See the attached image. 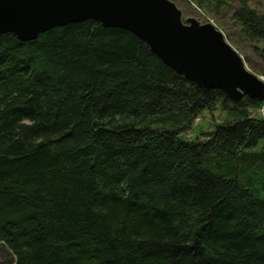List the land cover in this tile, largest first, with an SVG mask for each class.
<instances>
[{"label": "trees", "instance_id": "1", "mask_svg": "<svg viewBox=\"0 0 264 264\" xmlns=\"http://www.w3.org/2000/svg\"><path fill=\"white\" fill-rule=\"evenodd\" d=\"M232 1L240 37L264 44L257 0ZM219 105L222 123L183 137ZM0 246L12 264H264V103L94 20L1 34Z\"/></svg>", "mask_w": 264, "mask_h": 264}, {"label": "water", "instance_id": "2", "mask_svg": "<svg viewBox=\"0 0 264 264\" xmlns=\"http://www.w3.org/2000/svg\"><path fill=\"white\" fill-rule=\"evenodd\" d=\"M94 20L145 42L168 67L232 101L264 103V80L212 23L184 19L171 0H0V35L36 40L54 28Z\"/></svg>", "mask_w": 264, "mask_h": 264}, {"label": "rangeland", "instance_id": "3", "mask_svg": "<svg viewBox=\"0 0 264 264\" xmlns=\"http://www.w3.org/2000/svg\"><path fill=\"white\" fill-rule=\"evenodd\" d=\"M183 12L184 19L195 18L202 23H212L219 30H221L226 38L232 37L233 40L229 43L243 56L248 68L264 80V56L262 50L264 49L263 43L249 44L245 42L239 34V29L234 25L231 19L232 8L236 4L232 0L228 1V7L217 14L214 10L218 0H204V6L200 9L196 1L191 3L190 0H171ZM232 1V2H231ZM251 6L256 8L261 14L264 15V0H257L251 2ZM230 114L228 109L219 105L214 111H204L203 114L195 120L191 129L183 133V137L187 140L204 139L207 133L211 132L216 125L223 122V120ZM254 114L259 116L260 111ZM14 261L12 255L8 250L0 246V264H12Z\"/></svg>", "mask_w": 264, "mask_h": 264}]
</instances>
